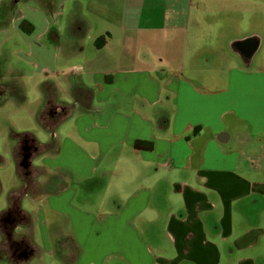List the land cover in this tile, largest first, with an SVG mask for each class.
Here are the masks:
<instances>
[{
  "label": "crops",
  "instance_id": "obj_1",
  "mask_svg": "<svg viewBox=\"0 0 264 264\" xmlns=\"http://www.w3.org/2000/svg\"><path fill=\"white\" fill-rule=\"evenodd\" d=\"M194 1L55 0L53 13L39 7L43 25L26 20L24 59L35 63L38 84L51 79L64 100L74 99L44 155L45 170L62 174L65 185L35 199L33 237L42 254H54L60 228L71 235L59 243L64 264H220L235 253L236 264H263V61L234 56L210 80L186 76L183 65L152 61L145 44L127 64L90 67L66 59L87 55L89 33L105 36L97 49L118 47L121 35L133 37L143 21L171 42L172 30L187 28ZM263 11H251L249 25L258 26L242 32L260 46ZM179 16L178 28L172 18ZM237 17L221 27L229 35L224 48L241 34L229 30ZM211 50L197 49L209 72L218 63ZM33 54L34 61L27 58ZM22 75L25 83L29 74ZM165 97L169 110L149 109ZM42 116L49 119L45 106ZM137 141L149 148H134Z\"/></svg>",
  "mask_w": 264,
  "mask_h": 264
},
{
  "label": "rangeland",
  "instance_id": "obj_2",
  "mask_svg": "<svg viewBox=\"0 0 264 264\" xmlns=\"http://www.w3.org/2000/svg\"><path fill=\"white\" fill-rule=\"evenodd\" d=\"M39 7L40 6L35 1H26L19 3L17 5L18 13L15 20L9 26H7V28L0 31L1 51L5 50L6 52L4 72L10 75L13 72L25 71L27 74H29L26 82L24 83L26 96L25 104H27L28 101V94L31 98L34 99L37 95L36 91L39 93L40 100L41 92L38 87V82L40 80L38 78L40 77L35 76L37 75L35 74L37 71V69L35 68V63L31 62L27 64L26 59H24L26 57L24 53H26L27 50L25 49V43L22 41V39L28 37V35L25 34V32H23L21 29H19L18 26L21 23H23L22 25H26L25 21L27 19L32 21V23H30L34 26L37 25V27H40L41 25H43L44 22L43 15L41 13L42 10ZM191 7L192 8L189 9L188 14L187 28H182L181 32L172 30V32L170 33V35H172V37H170L172 39L171 42L166 39L168 37V34L162 35L159 34L158 31L151 30V28H148L151 26V23L143 21L142 23H137V28H141V30L139 32H136V35H134L133 37L126 38V34L121 35L120 40L123 42V44H119L118 47L114 45H106L102 49H97L95 48V41L99 36L95 35L94 33H89L87 38V40H89V47L87 51L88 56L86 55L85 57H83V55H78L66 59L69 62L78 64L83 63L90 67L98 65L121 64L125 63L126 61H132V59H136L142 56L139 50V45L145 44L150 48V56L151 58H154L152 59V61L157 60V63L162 61L167 66H174L179 68L183 65L182 72L186 74V76H195L201 79H205L207 77L211 80L214 78V75H210L211 73L215 75H222V71L220 70V68L223 69L225 66H229L230 64L235 63L237 59L239 60L238 55L227 48L228 46L224 48L229 35L228 33L221 34V27L223 26V24L228 23L230 25L231 22L235 20L237 15H240L241 17L239 18V24L237 22L238 26L234 28L229 27V30H236L239 33H242L243 31L246 32V30H248V27L250 26H258L256 22H253L252 25H249L252 22L250 21V15L251 11L253 10L262 9L263 11L264 2H261V0H195L194 3H192ZM65 11H67V9H65ZM63 20L64 22H66V19L63 18ZM172 20L175 22L173 25L177 26L178 28L183 22L180 16L178 18H172ZM174 26L172 27V29L174 28ZM225 31L227 32V28H225ZM109 38L110 37H108V39ZM109 40L111 42V39ZM218 41L219 43L215 44ZM205 45H208L210 48H212L214 62L218 61L213 72H209L206 66L201 64L200 57L198 58L200 51H197V49L202 48V46L204 47ZM214 46H217L218 49L216 47V49H214ZM35 52L36 51H33V53ZM203 52L208 51L207 49H205ZM215 54H219L220 58H217ZM201 55L202 53L200 54V56ZM234 55L237 57V59L234 58ZM47 56L49 57L50 54L47 53ZM202 57H204V55ZM27 58L33 59L34 61L35 55L33 54V56H28ZM63 60V58H60V63ZM261 60L264 63V44L260 47V50L255 56L254 61ZM218 66L219 68L217 69ZM56 69L60 70V74L62 73V69H59V67H57ZM64 97L66 99V93H64ZM9 102L15 104L17 107H20L13 101H8L6 102V104ZM36 106L37 104L34 106V108ZM33 111L34 110L30 109V114L32 115V119L34 122V125L32 126L33 131L28 132L34 133V135L41 141H50V134L42 130L35 124ZM14 130L17 131L15 128ZM7 140V150L9 151L11 158L7 155V153H5L4 155L2 154L4 157V162L0 166L6 164L9 170L14 169L15 167L16 173L17 168L15 159L11 151L12 142L8 139V135ZM39 157H35V159ZM35 162L37 161H34V163ZM11 189L12 188H9L7 190V186H5L4 190V186L1 184L0 194L4 195L7 202L8 192ZM23 199L21 203L22 208L24 206L26 209H28V212H30L34 219L33 211H35L34 205L36 204V201L31 199L34 205L29 201H25L23 205ZM33 238L34 241H37V237ZM39 247L41 246L39 245ZM40 255H42V251ZM51 256L54 260L58 261L59 264H64V262H66L65 259L60 260L59 257L55 256V254H51ZM238 256H240L238 253L225 256L221 260L220 264H236L238 262Z\"/></svg>",
  "mask_w": 264,
  "mask_h": 264
},
{
  "label": "flooded vegetation",
  "instance_id": "obj_3",
  "mask_svg": "<svg viewBox=\"0 0 264 264\" xmlns=\"http://www.w3.org/2000/svg\"><path fill=\"white\" fill-rule=\"evenodd\" d=\"M18 11L12 13V4L6 3L5 0L0 1V31L7 28L17 17ZM26 22V21H25ZM21 23L18 27L24 30V25ZM248 35L246 33L238 34L236 37L229 39L228 47L232 52L238 55V57L246 60H250L253 57L255 45L258 40L251 35V40L246 41ZM72 38H67L65 42L66 48L72 45ZM236 40H240L241 43H237ZM261 47V46H260ZM259 47V50H260ZM258 50V52H259ZM257 52V53H258ZM5 50L1 51L0 46V107L6 104L8 101H13L19 106H23L26 102L25 96V84L22 78L23 71L13 72L10 75L4 72V64L6 61ZM257 55V54H256ZM255 55V56H256ZM220 58L219 54L216 55ZM235 56V55H234ZM255 56L253 61L255 60ZM47 92L46 96H43L41 92V98L34 108V121L35 124L42 130L50 134L51 140L42 141L39 140L34 133L28 131H15L12 126H8L7 135L8 139L12 142L11 151L15 159L17 168V177L21 181L22 189L12 188L8 192V205L9 208L0 215V227L4 229L5 239L8 241L9 251L11 252V259L13 264H24L33 259L36 255L41 254V247L34 241L33 238V217L30 212L22 208V199L25 196L31 197L35 200L39 193H48L54 189L57 181L52 178L54 173H49L44 167H33L32 161L35 157L45 155V152L52 149V133L54 125H56L57 119L60 120L61 116L70 115V111L73 108L74 99L69 98L64 100L61 96V91L57 88L56 84L51 80L47 79ZM40 84H38L40 90ZM44 104L49 111V119L39 124L35 115L38 114L39 107ZM29 156L23 163V154ZM4 162V157L0 154V165ZM44 177L43 183H37L39 178ZM48 190V191H47ZM1 191V184H0ZM47 191V192H46ZM10 214L13 218L12 222L5 221L4 218ZM16 226H23L27 228L32 237L31 244H21L18 240L13 239V230Z\"/></svg>",
  "mask_w": 264,
  "mask_h": 264
},
{
  "label": "clouds",
  "instance_id": "obj_4",
  "mask_svg": "<svg viewBox=\"0 0 264 264\" xmlns=\"http://www.w3.org/2000/svg\"><path fill=\"white\" fill-rule=\"evenodd\" d=\"M33 99L28 94L27 104L17 107L15 104L9 102L3 107H0V154H5L11 158L9 151L7 150V128L9 125L14 127L17 131H33L32 126L34 125L30 109L34 110V106L39 102V93ZM67 96V95H66ZM42 142V141H41ZM44 142V141H43ZM49 158L47 156H40L32 161L33 167H46V161ZM34 161H37L34 163ZM51 170V169H50ZM44 177L39 178L37 183H43ZM0 184L9 188L22 189V184L15 173V167L9 170L7 165L0 166ZM25 201H29L33 204L29 196H25L23 199V205ZM34 205V204H33ZM35 206V205H34ZM9 208L8 202L3 194H0V215H2ZM26 211H29L24 206ZM13 239L18 240L21 244H31L32 237L27 228L23 226H16L13 230ZM82 241V240H81ZM37 243H40L36 241ZM83 242V241H82ZM42 247H46L42 245ZM0 264H13L11 259V252L9 251L8 241L5 239L4 229L0 227ZM27 264H59L58 261L54 260L49 252L44 254L36 255L33 259L27 262Z\"/></svg>",
  "mask_w": 264,
  "mask_h": 264
},
{
  "label": "trees",
  "instance_id": "obj_5",
  "mask_svg": "<svg viewBox=\"0 0 264 264\" xmlns=\"http://www.w3.org/2000/svg\"><path fill=\"white\" fill-rule=\"evenodd\" d=\"M26 1H35L40 7H42L44 10H46L49 13H53L55 11V0H5L6 3H9L10 2L12 4V13L13 14L17 10V5L18 4L21 3V2H26ZM79 6H80V2L77 1V4H76L74 10H78V7ZM104 38H105V36H100L97 39V42L95 41V45L96 46H99L98 44H100V41H104ZM46 89H47V83H46V81L41 82V84H40V91L43 93V96H46V91H45ZM85 90H87V89H85ZM70 91H71V94L72 95H75L76 92H77V89H74V86H73ZM86 92H88V90ZM133 102H134V104L139 105L137 99H134ZM43 107H44V104H42L39 107V110H38L39 112H38L37 115H35V119H36V121L39 124L43 123L45 125V128H46V125L47 124H45V121L43 122V116H42ZM157 108H162V110H169L170 109V103H169L168 98L165 97V99H163L162 101H159V102L155 103L149 109L154 110V109H157ZM134 148L139 149V150L148 149L149 148V144L147 142L137 141L134 144ZM52 178L55 181H57V184L55 185L54 189H52L49 192L55 191V190H57V189H59V188H61L62 186L65 185V182H64V179H63L62 174H60V173H54L52 175ZM70 237H71V235L69 233L63 231L60 228H57L55 230V233H54V254H55L56 257H60L62 259H67V257L65 258V257H63L61 255L63 252L60 251V249H59V243L62 242V244H66L67 241L71 240ZM75 256H77V252H72L71 257L74 258Z\"/></svg>",
  "mask_w": 264,
  "mask_h": 264
},
{
  "label": "water",
  "instance_id": "obj_6",
  "mask_svg": "<svg viewBox=\"0 0 264 264\" xmlns=\"http://www.w3.org/2000/svg\"><path fill=\"white\" fill-rule=\"evenodd\" d=\"M252 38H251V35L250 36H248V38H247V40L246 41H249V40H251ZM253 40V39H252ZM237 41V43H241V41L240 40H236ZM259 47H260V42L258 41L257 42V44L255 45V48H254V52H253V57L249 60L250 62H249V64L251 63H253V58H254V56L257 54V52H258V50H259ZM28 156H29V153L28 154H23V163L25 164V162H26V160H27V158H28ZM26 165V164H25ZM11 215L10 214H8L5 218H4V220L5 221H8L9 223H11L12 222V220H13V218H11L10 217Z\"/></svg>",
  "mask_w": 264,
  "mask_h": 264
}]
</instances>
